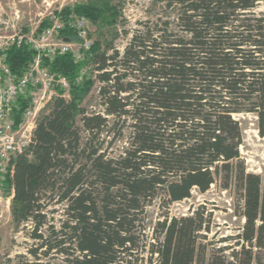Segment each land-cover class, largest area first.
<instances>
[{
	"label": "trees",
	"instance_id": "obj_1",
	"mask_svg": "<svg viewBox=\"0 0 264 264\" xmlns=\"http://www.w3.org/2000/svg\"><path fill=\"white\" fill-rule=\"evenodd\" d=\"M166 2L179 10L173 29L145 22L122 53L95 41L82 62L45 61L70 81L71 98L54 100L6 176L13 221L31 241L19 264H264V169L247 171L235 117L254 115L264 137V0ZM34 54L13 46L7 61L20 74ZM84 64L91 74L79 82ZM96 83L102 111L90 112L80 104ZM218 182L240 192L244 224L216 247L206 206L170 208Z\"/></svg>",
	"mask_w": 264,
	"mask_h": 264
},
{
	"label": "rangeland",
	"instance_id": "obj_2",
	"mask_svg": "<svg viewBox=\"0 0 264 264\" xmlns=\"http://www.w3.org/2000/svg\"><path fill=\"white\" fill-rule=\"evenodd\" d=\"M77 5L97 7L100 13L96 20L89 19L91 39L93 43L100 41L103 50L109 51L110 54L111 46L122 53L134 31L142 29L145 22L175 28L179 11L177 6L169 5L166 0H0V34H37L42 28V23L49 21L51 13L68 8L69 14L74 12L73 9ZM259 10H264V6ZM90 74L91 67L88 64L82 65L78 81L81 82ZM99 86V83L93 86L90 93L81 101V107L90 112L102 111ZM61 90L59 88V94L64 93ZM65 94L67 99L71 98L70 90L65 91ZM50 107L51 105H48L43 109L40 116ZM235 117L243 128L241 158L248 172L260 174L264 169V137L259 135L256 117L250 114H239ZM123 144L124 142L118 143L111 154L119 153ZM11 168L12 164L9 172ZM6 195H11V190L6 188ZM240 203V192L236 186L224 189L218 182L205 193L194 190L191 198L171 205L170 213L175 216L187 215L192 208L206 206L208 211L213 212V227L208 241L212 243L210 246L219 247L226 245L225 242H221L223 238L236 236L242 231L244 219L237 211ZM159 204L160 200H156L154 205L148 208L151 222L160 217L162 210ZM27 243L30 244L31 241L25 237L22 228L17 229L13 221L11 202V210L0 216V264L23 262L20 256L27 254ZM54 264L65 263L61 259H56Z\"/></svg>",
	"mask_w": 264,
	"mask_h": 264
},
{
	"label": "built area",
	"instance_id": "obj_3",
	"mask_svg": "<svg viewBox=\"0 0 264 264\" xmlns=\"http://www.w3.org/2000/svg\"><path fill=\"white\" fill-rule=\"evenodd\" d=\"M60 12L51 13L47 26L37 34H0V216L11 210L13 189L6 195L5 180L13 159L29 146L40 112L57 97L66 98L65 91L70 90V81L52 72L45 61L65 53L83 61L93 44L87 16ZM64 29L74 30L78 40L66 38ZM13 46H26L35 52L20 74L7 61ZM59 88L64 93L59 94Z\"/></svg>",
	"mask_w": 264,
	"mask_h": 264
}]
</instances>
